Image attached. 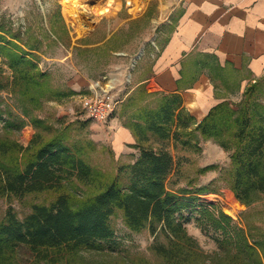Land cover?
<instances>
[{
	"label": "rangeland",
	"instance_id": "rangeland-1",
	"mask_svg": "<svg viewBox=\"0 0 264 264\" xmlns=\"http://www.w3.org/2000/svg\"><path fill=\"white\" fill-rule=\"evenodd\" d=\"M72 1L76 4V17L69 13ZM179 3L180 0H70L66 7L63 0H0V21L20 32L24 41L37 45V51L33 52L38 56V68L51 73V84L61 91L75 92L60 98H42L38 104L27 106L32 110L23 116L20 106L25 102H20L9 88L1 91V106L9 107L25 123L14 130L3 127L4 122L0 120V139L16 142L24 149L0 156V160L15 156L22 162L31 151L27 148L35 134L44 141L53 134L51 129L59 130L65 124L89 120L85 128L80 129L77 124L72 132L82 131L81 135L94 143L93 149L88 150L87 160L97 175L88 184L71 182L62 191L69 193L74 201L85 199L113 178L121 165L132 162L138 149L132 131L125 124L135 106L122 109V104L140 85L150 92L147 84L140 81L150 72L156 48L170 33ZM3 68L5 75L10 77L8 67L3 65ZM97 81V92L117 101L106 121L98 123L87 117L81 104L93 95L90 88ZM217 85L218 102L238 103L250 98L264 104V73L251 76L245 70L229 68L220 74ZM35 119L42 125L33 124ZM45 124L50 126V131L43 129ZM121 129L130 137L121 136ZM197 141L198 150L174 146L172 142L163 143L173 157L167 187L172 191L210 188L213 192L197 194V203L213 205L215 213L218 210L231 218V225L251 233L255 239L264 240V195L249 206L239 202L225 181L230 168V150L212 138L197 135ZM163 144L154 139L150 141L154 148ZM58 194L43 191L23 198L0 196V219L8 207L22 217L30 211L31 205L48 204ZM191 214L189 209L183 212L184 217ZM111 225L115 241L103 249L52 253L51 260L37 261L27 247L20 246L13 264H244L246 258V255H234L236 247L220 249L197 225L195 214L185 223L188 239L179 240L180 246L173 258L162 256L154 249L155 245L172 246L160 231L157 234L146 228L131 231L119 211L111 217ZM254 249L264 264L263 249L255 245ZM252 258H249L251 262Z\"/></svg>",
	"mask_w": 264,
	"mask_h": 264
},
{
	"label": "trees",
	"instance_id": "trees-1",
	"mask_svg": "<svg viewBox=\"0 0 264 264\" xmlns=\"http://www.w3.org/2000/svg\"><path fill=\"white\" fill-rule=\"evenodd\" d=\"M37 48L34 42L24 41L20 32L0 21V92L9 88L20 102H25L20 106L23 116L32 110L27 106L38 104L42 98L75 93L61 91L51 84V73L38 68V56L33 52ZM3 65L10 70V77L5 75ZM131 106L135 109L125 126L135 137L138 154L85 199L74 201L62 188L71 182L88 184L97 175L87 160L94 143L81 135L82 131L72 132L77 124L80 129L85 128L89 120H77L51 131L45 124L43 129L53 134L44 141L35 134L27 148L31 151L22 162L15 156L0 160V196L23 198L31 193L59 192L48 204L31 205L22 217L11 207L5 210L0 219V264H13L20 246L27 247L37 261L51 260L52 253L103 249L115 241L111 217L117 211L129 230L138 232L146 228L152 234L160 231L169 238L172 246L154 247L162 256L174 257L180 241L188 239L185 223L195 214L197 225L220 249L236 247L235 256L246 255L244 264H261L254 245L264 251V240L231 225V218L218 210L215 213L213 205L197 203V194L213 192L210 188L172 191L167 187L173 157L163 143L198 150L200 135L230 150L226 185L239 202L249 206L264 195V104L250 98L238 103L223 100L196 121L179 94L148 92L140 85L125 98L122 109ZM0 120L3 127L14 130L25 123L9 107L1 106V100ZM33 122L42 125L40 120ZM152 139L163 145L154 148L150 145ZM20 150L24 149L16 142L0 139V156ZM72 193L76 195L74 190ZM188 209L192 214L184 217L183 212Z\"/></svg>",
	"mask_w": 264,
	"mask_h": 264
},
{
	"label": "crops",
	"instance_id": "crops-1",
	"mask_svg": "<svg viewBox=\"0 0 264 264\" xmlns=\"http://www.w3.org/2000/svg\"><path fill=\"white\" fill-rule=\"evenodd\" d=\"M177 8L169 35L140 82L150 92L179 94L200 121L219 101L215 87L221 73L229 68L264 73V0H180ZM125 134L130 137L121 129Z\"/></svg>",
	"mask_w": 264,
	"mask_h": 264
},
{
	"label": "built area",
	"instance_id": "built-area-1",
	"mask_svg": "<svg viewBox=\"0 0 264 264\" xmlns=\"http://www.w3.org/2000/svg\"><path fill=\"white\" fill-rule=\"evenodd\" d=\"M98 87L99 81L95 82L90 88L93 95L87 97V99L83 100L81 104L82 109L85 111L88 118L97 122H104L114 111L117 101L111 99L106 94L98 93Z\"/></svg>",
	"mask_w": 264,
	"mask_h": 264
},
{
	"label": "bare ground",
	"instance_id": "bare-ground-1",
	"mask_svg": "<svg viewBox=\"0 0 264 264\" xmlns=\"http://www.w3.org/2000/svg\"><path fill=\"white\" fill-rule=\"evenodd\" d=\"M70 0H63V3H64V5L67 7L68 6V2H69ZM70 6L72 7V8H69V13H70V15L72 16V17H76V13H75V7H76V4L72 1L71 3H70ZM230 212V214H233V212L232 211H229Z\"/></svg>",
	"mask_w": 264,
	"mask_h": 264
}]
</instances>
